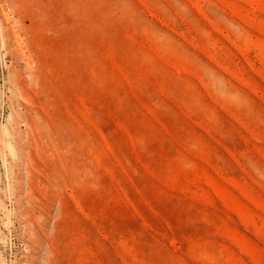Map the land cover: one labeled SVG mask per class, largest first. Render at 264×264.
<instances>
[{
  "label": "rangeland",
  "instance_id": "obj_1",
  "mask_svg": "<svg viewBox=\"0 0 264 264\" xmlns=\"http://www.w3.org/2000/svg\"><path fill=\"white\" fill-rule=\"evenodd\" d=\"M0 264H264V0H0Z\"/></svg>",
  "mask_w": 264,
  "mask_h": 264
}]
</instances>
